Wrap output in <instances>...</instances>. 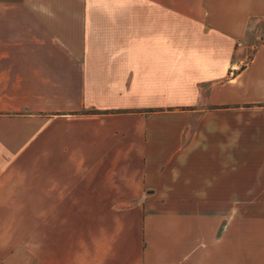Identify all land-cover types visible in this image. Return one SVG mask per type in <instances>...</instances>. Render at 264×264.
Instances as JSON below:
<instances>
[{
  "label": "crops",
  "instance_id": "0c3cea01",
  "mask_svg": "<svg viewBox=\"0 0 264 264\" xmlns=\"http://www.w3.org/2000/svg\"><path fill=\"white\" fill-rule=\"evenodd\" d=\"M0 264H264V0H0Z\"/></svg>",
  "mask_w": 264,
  "mask_h": 264
},
{
  "label": "rangeland",
  "instance_id": "374dc122",
  "mask_svg": "<svg viewBox=\"0 0 264 264\" xmlns=\"http://www.w3.org/2000/svg\"><path fill=\"white\" fill-rule=\"evenodd\" d=\"M247 222L250 223L249 220H248ZM248 223L245 224V228H246V232H247V233H249V228L251 227V225H249ZM247 233H246V234H247ZM239 258H240V257H239ZM240 259H241V258H240ZM242 260L245 261L244 258H242Z\"/></svg>",
  "mask_w": 264,
  "mask_h": 264
}]
</instances>
